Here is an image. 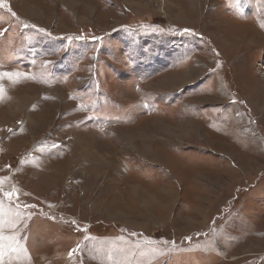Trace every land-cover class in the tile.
Returning <instances> with one entry per match:
<instances>
[{
  "label": "rangeland",
  "instance_id": "374dc122",
  "mask_svg": "<svg viewBox=\"0 0 264 264\" xmlns=\"http://www.w3.org/2000/svg\"><path fill=\"white\" fill-rule=\"evenodd\" d=\"M6 3L0 264H264V0Z\"/></svg>",
  "mask_w": 264,
  "mask_h": 264
},
{
  "label": "snow or ice",
  "instance_id": "6c2138e0",
  "mask_svg": "<svg viewBox=\"0 0 264 264\" xmlns=\"http://www.w3.org/2000/svg\"><path fill=\"white\" fill-rule=\"evenodd\" d=\"M0 7L8 8V11L12 14V16H16V13L15 12H12L11 8L8 7V5L6 3V0H0ZM25 27H28V25H25ZM32 27H35V25H32ZM40 31H44V29H40ZM184 31L185 32H189L191 30L185 29ZM82 38L83 37H76V39H82ZM68 39H71V37H69ZM93 39H99V38L98 37H93ZM18 75H19L18 73H13V72H9V71L0 70V80H3L5 78H7L8 80L15 82L13 80V77L18 76ZM3 91H4L3 84H0V94H2ZM4 179H7V178L6 177L0 178V183H2ZM3 195L6 198H8L9 201H13L15 198H17L18 192H17V190L15 188H13V191L4 192ZM2 205H3V202L0 201V210H2ZM25 207H29V206H25ZM12 226L15 227L14 224ZM6 239L15 240L16 237L15 236L6 237L4 235V233L2 231H0V241L6 240ZM12 251H14V252L15 251H22V252H24L25 257H27V258L30 259V256L28 255V252H27V249L26 248H21V249L12 248ZM73 251H76V250H73Z\"/></svg>",
  "mask_w": 264,
  "mask_h": 264
}]
</instances>
